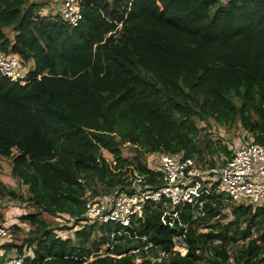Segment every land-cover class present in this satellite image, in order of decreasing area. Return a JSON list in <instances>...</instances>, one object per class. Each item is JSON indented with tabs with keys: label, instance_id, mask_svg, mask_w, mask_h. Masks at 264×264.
<instances>
[{
	"label": "trees",
	"instance_id": "obj_1",
	"mask_svg": "<svg viewBox=\"0 0 264 264\" xmlns=\"http://www.w3.org/2000/svg\"><path fill=\"white\" fill-rule=\"evenodd\" d=\"M36 4L0 0V54L17 55L27 79L0 73V157L26 196L1 183L0 195L37 208L21 216L27 235L6 248L23 264H264V199L215 192L203 214L146 202L126 227L84 216L87 199L128 191L137 178L161 186L151 165L160 154L220 169L239 143H264V0H85L77 26ZM210 120L239 124L251 139L199 142L197 122ZM42 213L65 216L60 227L78 226L75 237ZM180 234L185 254L173 250Z\"/></svg>",
	"mask_w": 264,
	"mask_h": 264
},
{
	"label": "built area",
	"instance_id": "obj_2",
	"mask_svg": "<svg viewBox=\"0 0 264 264\" xmlns=\"http://www.w3.org/2000/svg\"><path fill=\"white\" fill-rule=\"evenodd\" d=\"M84 3L85 0H60L57 13L67 25L77 26L83 17ZM0 73L20 84L27 81L23 62L17 55L0 54ZM154 168L160 172L161 186L153 187L137 180L128 191L114 192L101 199H87L86 221L115 222L126 227L133 217L143 215L146 202H169L172 206L190 204L198 206L203 214V197L215 192H222L235 202L258 203L264 199V143H239L220 169H202L192 158L181 160L171 154H160ZM166 213L171 215V212ZM162 219L164 221V217ZM183 237V234L173 237V250L181 254H185L181 249L187 248ZM11 239L9 227L0 226V264H23L22 254L14 248H6ZM230 264L235 263L231 260Z\"/></svg>",
	"mask_w": 264,
	"mask_h": 264
},
{
	"label": "rangeland",
	"instance_id": "obj_3",
	"mask_svg": "<svg viewBox=\"0 0 264 264\" xmlns=\"http://www.w3.org/2000/svg\"><path fill=\"white\" fill-rule=\"evenodd\" d=\"M36 2V6H34V10L38 12L41 15H53L54 12L57 11V6L60 3V0H30ZM6 34L9 37L13 36V31L11 28L5 29ZM24 68L28 70V65H24ZM199 128H200V137L199 142L201 140L204 141V137H208L212 139V141H215V143H234L235 145L239 143L241 140H249L251 139V135L246 133L244 130L241 129V126L238 124L233 125L231 127H225L221 124H218L214 120H210L209 122L205 121H198L197 122ZM207 133V134H206ZM231 143V144H232ZM133 149L129 145H125L123 147V154L128 157H132L133 155ZM104 156L108 159H112L111 155H109L107 152H103ZM147 157L152 160V157L150 155H147ZM152 167L154 168L155 162H151ZM136 174V172H135ZM141 180V178H137L135 181ZM0 183L7 189V190H14L17 194L21 193L24 196H26V192L24 189L26 187L21 184L16 178H14L11 175V159L7 157H0ZM37 211L36 207H33L32 205L28 204L27 202H22L19 198H13L8 194L0 195V217L3 219V224L6 227L11 228L10 234L11 237H13L14 242L20 243L22 239L27 235L29 229L31 226L25 222H23L21 219V216L28 213V212H34ZM222 213H227L226 210H223ZM42 218L46 219L48 222H50L51 227H55L54 231L59 234L60 236L67 238L75 237L74 231L77 230L78 226H74L70 229L67 228H61L60 225L64 224V219L66 217H54L47 213H42L40 215ZM58 223V224H56ZM13 225H17L19 227V230H13ZM68 226L72 225L70 221H68ZM203 231H206V229H202ZM98 236L101 235V232H98ZM96 235V237H97ZM91 239H94V236L92 235ZM12 242V241H11ZM105 246L100 247V251L103 250ZM182 253H186L187 248L181 249ZM29 253H31V250H28ZM90 257L89 259H91ZM139 261V259H138ZM233 262V261H232Z\"/></svg>",
	"mask_w": 264,
	"mask_h": 264
},
{
	"label": "water",
	"instance_id": "obj_4",
	"mask_svg": "<svg viewBox=\"0 0 264 264\" xmlns=\"http://www.w3.org/2000/svg\"><path fill=\"white\" fill-rule=\"evenodd\" d=\"M164 221H165L166 223L172 221V218L170 217V214L166 213V214L164 215Z\"/></svg>",
	"mask_w": 264,
	"mask_h": 264
}]
</instances>
